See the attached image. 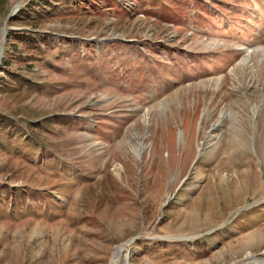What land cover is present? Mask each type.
Instances as JSON below:
<instances>
[{"label":"rangeland","instance_id":"rangeland-1","mask_svg":"<svg viewBox=\"0 0 264 264\" xmlns=\"http://www.w3.org/2000/svg\"><path fill=\"white\" fill-rule=\"evenodd\" d=\"M1 44L0 264L264 250V0H0Z\"/></svg>","mask_w":264,"mask_h":264},{"label":"bare ground","instance_id":"bare-ground-1","mask_svg":"<svg viewBox=\"0 0 264 264\" xmlns=\"http://www.w3.org/2000/svg\"><path fill=\"white\" fill-rule=\"evenodd\" d=\"M253 112H257V108L253 107ZM130 241L126 243L117 245L114 247V250L110 256L109 264H133L130 261V249H129ZM242 261H236L232 264H262L264 263V250L260 254H246Z\"/></svg>","mask_w":264,"mask_h":264},{"label":"water","instance_id":"water-1","mask_svg":"<svg viewBox=\"0 0 264 264\" xmlns=\"http://www.w3.org/2000/svg\"><path fill=\"white\" fill-rule=\"evenodd\" d=\"M19 10V3H17L9 12L8 14V20ZM7 35V31L4 32V37H6ZM5 39V38H4ZM3 50V44L0 45V51ZM134 240V238H132L131 240H129L130 242H132Z\"/></svg>","mask_w":264,"mask_h":264},{"label":"trees","instance_id":"trees-1","mask_svg":"<svg viewBox=\"0 0 264 264\" xmlns=\"http://www.w3.org/2000/svg\"><path fill=\"white\" fill-rule=\"evenodd\" d=\"M13 16H14V15H13ZM13 16H12V17H13Z\"/></svg>","mask_w":264,"mask_h":264}]
</instances>
